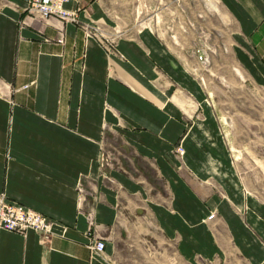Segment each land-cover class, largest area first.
I'll return each instance as SVG.
<instances>
[{
    "label": "crops",
    "instance_id": "crops-1",
    "mask_svg": "<svg viewBox=\"0 0 264 264\" xmlns=\"http://www.w3.org/2000/svg\"><path fill=\"white\" fill-rule=\"evenodd\" d=\"M216 2L225 49L264 87V0ZM65 5L77 21L0 0V193L58 223L48 241L0 228V264H229L235 241L264 264V173L239 175L200 80L153 29L120 31L107 0Z\"/></svg>",
    "mask_w": 264,
    "mask_h": 264
},
{
    "label": "rangeland",
    "instance_id": "rangeland-1",
    "mask_svg": "<svg viewBox=\"0 0 264 264\" xmlns=\"http://www.w3.org/2000/svg\"><path fill=\"white\" fill-rule=\"evenodd\" d=\"M107 1L121 21L120 31L153 29L200 80L239 175L255 179L259 170L263 174L264 149L259 153L256 147L258 142L264 147V87L248 79L236 65L235 57L225 49L229 42V16L216 0ZM107 39L113 45L109 52L115 51L117 38ZM187 115L192 122L204 118V107L200 103L191 105ZM122 147L119 145L118 150ZM175 152L179 157L184 156L182 141L176 145ZM257 183L250 180L256 191ZM261 184L262 192L264 182ZM218 232L226 234V231ZM231 246L226 252L229 264H243L236 241Z\"/></svg>",
    "mask_w": 264,
    "mask_h": 264
},
{
    "label": "built area",
    "instance_id": "built-area-1",
    "mask_svg": "<svg viewBox=\"0 0 264 264\" xmlns=\"http://www.w3.org/2000/svg\"><path fill=\"white\" fill-rule=\"evenodd\" d=\"M68 0H28L27 11L32 16L44 18L58 17L64 21H77V12L66 7ZM108 51L111 47L108 39L101 38ZM109 43H108V42ZM216 212L210 217L215 216ZM58 223L46 214L21 202L11 200L5 193H0V228L26 234L30 229L40 233L45 240H51ZM96 252H103L106 243L103 239H94L90 245Z\"/></svg>",
    "mask_w": 264,
    "mask_h": 264
}]
</instances>
